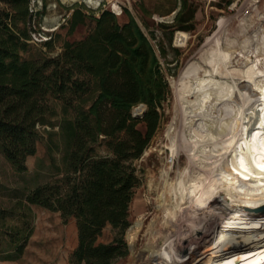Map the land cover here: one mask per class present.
Returning <instances> with one entry per match:
<instances>
[{
	"label": "rangeland",
	"instance_id": "374dc122",
	"mask_svg": "<svg viewBox=\"0 0 264 264\" xmlns=\"http://www.w3.org/2000/svg\"><path fill=\"white\" fill-rule=\"evenodd\" d=\"M188 1L196 11L190 31L171 26L183 0H31V10L43 11V15L24 57L57 56L65 41H77L91 33L96 25L92 19L70 32L69 20L77 7L96 17L103 10H111L121 24L132 16L153 46L168 93L160 108V127L136 161L141 183L130 204L131 225L125 234L130 251L115 264H203L210 252L215 255L216 264H264V230L255 219V215L264 216V209L256 214L246 203L241 204L247 197L239 192L244 190L242 185L257 180V165L249 162L250 154L258 150L259 160L264 163V110L249 139L247 164L240 159L239 148H235L249 108V104L243 108L241 102L246 98L249 103L254 98V75L241 68L259 58L258 66L264 69V0H234L228 8H220V0ZM168 33H172L171 43ZM50 37L52 43L48 45L44 41ZM195 65L202 67L196 71L197 75L202 74L200 83L195 82V75L188 81ZM213 75L217 82L214 89L209 82ZM207 84L210 87L203 95ZM224 85H230V92L222 100L226 106L222 109L221 102L211 99L222 95ZM50 105L45 122L37 125V151L27 158L26 172H16L0 143V216L4 210L14 208L27 192L66 171V154L71 148L66 126L74 121L76 113L59 99L51 98ZM145 110L139 104L132 109V115ZM97 154L111 155L105 142L97 147ZM233 157H238V163L223 171ZM241 161L246 164L244 167L240 166ZM186 174L193 175L192 179L202 187L213 185L217 189L218 200L197 218L196 210H176L177 200L171 197L170 191ZM162 195L169 197L165 205L160 200ZM22 208L17 206L14 215L6 213L4 221L20 224ZM32 209L33 232L23 255L0 258V264H71L69 256L78 243L76 218L71 216L64 221L59 211L36 204ZM217 213L220 218H215ZM213 218L215 227L209 232ZM177 220H184L192 229H185L184 236L174 234ZM114 233L108 224L99 240L110 241Z\"/></svg>",
	"mask_w": 264,
	"mask_h": 264
},
{
	"label": "trees",
	"instance_id": "16d2710c",
	"mask_svg": "<svg viewBox=\"0 0 264 264\" xmlns=\"http://www.w3.org/2000/svg\"><path fill=\"white\" fill-rule=\"evenodd\" d=\"M1 1L0 143L5 158L16 172L27 171V158L37 151V125L51 111V98L73 108L76 117L66 126L71 148L64 174L39 184L1 214L0 258L23 255L36 204L59 211L64 221L76 218L78 243L69 256L71 264H115L130 251L125 234L131 225L130 204L141 183L136 161L160 127V108L168 93L153 46L132 16L121 24L111 10L96 17L77 7L69 20L70 32L88 19L96 22L94 30L83 39L65 41L57 56L26 58L43 11L31 10V0ZM233 2L220 0L218 6L228 8ZM195 12L183 0L171 26L192 30ZM51 40L44 42L51 45ZM139 104L146 105L142 118L132 115ZM103 142L110 156L97 154ZM17 206L23 207L22 222L4 221ZM108 224L114 237L100 241Z\"/></svg>",
	"mask_w": 264,
	"mask_h": 264
},
{
	"label": "bare ground",
	"instance_id": "6f19581e",
	"mask_svg": "<svg viewBox=\"0 0 264 264\" xmlns=\"http://www.w3.org/2000/svg\"><path fill=\"white\" fill-rule=\"evenodd\" d=\"M114 7H117L116 4L114 5ZM262 35H264V34H262ZM218 54H219V52H218ZM258 61H259V58L258 59L256 58L254 60H250L243 68H241L242 70L245 71V73H251L252 75H254V77H253L254 78V82H252L253 86H254L252 88L254 90V98L253 99L251 98L252 100L250 99L251 101L249 103H247L249 100L247 101L246 98H244V100L241 102L243 108H245L248 104H249V106H248L249 108L245 111V114L243 116V122H242V125H241V131H240V134H239V139H238V142H237V146L235 147V148H239L238 151H239V153H241V155L239 157L244 162L248 158V157L246 158L245 154L247 153L248 148L250 147L249 144H248L249 143V139L251 138L250 136L256 130V125L258 124L260 116H261V114H262V112L264 110V108H263L264 107V69L262 70V69L259 68ZM194 67L191 70V73L189 75V78H188L189 80L188 81H192L191 78L194 77V75H195V79H196L195 82L198 80L197 82L200 83V81H202V80H200L202 74L201 75H197L196 71H197L198 68H202V67L199 66V65H195ZM202 73H203V70H202ZM241 73H243V72H241ZM214 79H215V77L213 75V78L209 81L212 89H214L216 84H217V82L215 81L216 79L215 80ZM199 85H201V84H199ZM208 86L209 85L207 84V86H204L203 89H202V87H200L199 90H201V89L203 90V92H202L203 95L205 94L206 89H208L210 87V86L209 87ZM229 87H230V85H224L223 86V90H222L223 93H221L222 95L221 96H217V95L214 94L215 96L211 99L212 101L215 100V102L217 101V102H221L222 103V104L220 103L221 107H219V108H222V109L226 108L225 103L222 102V100H225V98H227L229 96V92H230V90H229L230 88ZM246 94L247 93L245 91L244 95H246ZM197 95H199V94H197ZM202 98L203 97H201V99ZM205 98H207V97H205ZM203 100H204V98H203ZM135 113H138V111L135 112ZM138 114H140V113H138ZM257 129H258V127H257ZM257 151L258 150H256V152L253 151V153L250 154V157H249V158H251V160L249 162L251 164H253V165L254 164L257 165V166H255L257 168V171L255 172L256 174H254V176L257 177L256 178L257 180H256V182H254V184H250V185L246 184V186H243L241 184L242 185V189H244V190H239V189L238 190H239V192H241L240 194H242L243 197H247L246 200H243L240 203L241 204L242 203H246L251 208V210L257 211L256 214H261V213H259V210L264 208V169H263L264 163H262V161L259 160L260 153H258ZM195 153H194V155H196ZM237 158L238 157H233V158L230 159L231 161L228 160L229 162H227V166L224 168L223 171L226 172L228 169H230L231 166L234 165V162L235 163L237 162L236 161ZM243 161H241L242 163H241L240 166L244 167L247 163L245 162L246 164H244ZM256 161H257V163H256ZM188 170L186 172H188ZM191 176L193 177V175H191ZM191 176H190V174H186L185 176H183L182 180L179 183H177L176 188L173 189L171 187L172 190L170 191V193H171L172 200H177V203L174 206L176 208V210H179V211H181L183 213L184 212H188V211H191V213H192V211L196 210L197 211L196 218H197V217H200L199 214L205 213L206 211H209L213 207L212 206V202H214V201L216 202V200H218V196H217V189L215 190V186L210 185L211 186L210 187L209 185H204L202 187V184H200L199 181H194ZM241 177L243 178L244 176L242 175ZM246 177H248V175H246ZM195 180H197V179H195ZM168 198L164 197L163 195L160 197V200L162 201L163 205H165L166 200H168ZM174 214H175L174 216H177L176 213H174ZM220 216H221V214L217 213V216H215V218L216 217L220 218ZM255 216H256L255 219H256L257 223H259V225L264 230V216H261V215H255ZM172 217H170V218H172ZM177 222H178V224L174 225L175 229H174L173 233L177 234L179 236H184L185 229L189 228L188 224H186V222L184 220H182V221L181 220H177ZM214 227L215 226H214V218H213L209 222V227H208L209 230L208 231L210 232ZM189 229H192V228H189ZM153 233H155V232H153ZM261 238L262 237H261V234H260L258 236V241L259 242H261ZM219 239H220V236H219V238L217 240H219ZM210 253H211L210 257L208 259L206 258V260L204 261L203 264H216V262H215L216 258H214L215 255L212 252H210Z\"/></svg>",
	"mask_w": 264,
	"mask_h": 264
},
{
	"label": "water",
	"instance_id": "95a60500",
	"mask_svg": "<svg viewBox=\"0 0 264 264\" xmlns=\"http://www.w3.org/2000/svg\"><path fill=\"white\" fill-rule=\"evenodd\" d=\"M141 105V107L143 106V107H146V105L145 104H140ZM143 115H144V112L142 113V114H138V113H134V116H142L143 117ZM264 209V208H263Z\"/></svg>",
	"mask_w": 264,
	"mask_h": 264
}]
</instances>
